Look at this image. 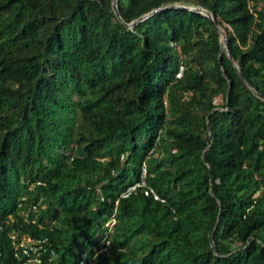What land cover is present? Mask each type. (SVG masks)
Returning a JSON list of instances; mask_svg holds the SVG:
<instances>
[{"label": "trees", "instance_id": "trees-1", "mask_svg": "<svg viewBox=\"0 0 264 264\" xmlns=\"http://www.w3.org/2000/svg\"><path fill=\"white\" fill-rule=\"evenodd\" d=\"M116 7L0 0V264H264V0Z\"/></svg>", "mask_w": 264, "mask_h": 264}, {"label": "water", "instance_id": "water-1", "mask_svg": "<svg viewBox=\"0 0 264 264\" xmlns=\"http://www.w3.org/2000/svg\"><path fill=\"white\" fill-rule=\"evenodd\" d=\"M174 5V4H173ZM176 5V4H175ZM171 5H166V6H160V7H157V8H154V9H150L149 11H147L146 13L142 14V15H139L138 17H136L135 19H132L130 21H127V22H124V24L126 26H131L133 25L137 20L147 16L148 14L156 11V10H159L161 8H164V7H169ZM177 6H182V7H186V8H189V9H196L198 11H200L201 13L205 14L211 21V23L215 26V28L217 29V31L219 32V38H220V41H221V45L226 49V53L228 55V57L230 58V60L232 61L233 65L236 67L238 73L240 75H242L237 63L232 59L230 53L228 52L227 50V39H226V33L224 31V29L215 22L214 18H213V15L211 14L210 11H208L207 9L203 8V7H200V6H195V5H183V4H177ZM111 8L113 10V12L115 13V15L120 19V16L118 14V11H117V7H116V0H111ZM245 83L251 88V85L249 84V82L247 81V79L245 77H243ZM258 95V94H257Z\"/></svg>", "mask_w": 264, "mask_h": 264}, {"label": "rangeland", "instance_id": "rangeland-1", "mask_svg": "<svg viewBox=\"0 0 264 264\" xmlns=\"http://www.w3.org/2000/svg\"><path fill=\"white\" fill-rule=\"evenodd\" d=\"M214 101H218V99H215ZM111 222V219H109V222H108V224ZM25 239H28V238H25ZM101 240V239H100Z\"/></svg>", "mask_w": 264, "mask_h": 264}, {"label": "built area", "instance_id": "built-area-1", "mask_svg": "<svg viewBox=\"0 0 264 264\" xmlns=\"http://www.w3.org/2000/svg\"><path fill=\"white\" fill-rule=\"evenodd\" d=\"M34 259H35V257H34Z\"/></svg>", "mask_w": 264, "mask_h": 264}]
</instances>
